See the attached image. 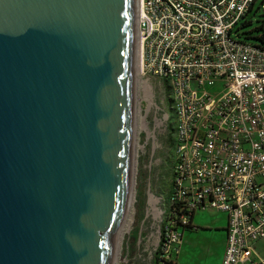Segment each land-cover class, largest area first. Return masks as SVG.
<instances>
[{
    "label": "water",
    "instance_id": "obj_1",
    "mask_svg": "<svg viewBox=\"0 0 264 264\" xmlns=\"http://www.w3.org/2000/svg\"><path fill=\"white\" fill-rule=\"evenodd\" d=\"M133 46V0H0V264H110Z\"/></svg>",
    "mask_w": 264,
    "mask_h": 264
},
{
    "label": "built area",
    "instance_id": "obj_2",
    "mask_svg": "<svg viewBox=\"0 0 264 264\" xmlns=\"http://www.w3.org/2000/svg\"><path fill=\"white\" fill-rule=\"evenodd\" d=\"M255 1L138 0L139 74L166 80L174 116L171 189L146 258L127 233L110 264H175L202 209L225 214L219 264H264V50L232 35Z\"/></svg>",
    "mask_w": 264,
    "mask_h": 264
},
{
    "label": "rangeland",
    "instance_id": "obj_3",
    "mask_svg": "<svg viewBox=\"0 0 264 264\" xmlns=\"http://www.w3.org/2000/svg\"><path fill=\"white\" fill-rule=\"evenodd\" d=\"M259 1H255L246 22L238 25L232 32L233 36L255 43L259 42L256 35L262 33L258 25L264 22V12L262 10H259L260 14L253 12ZM147 82L149 80L145 77H139L135 83V98H133L132 88V132H135V136L133 146L131 144L134 152L131 149L130 171L131 163H133V181L129 206L126 207L125 204L122 218L115 230L117 234H120L118 244L120 241L124 243L127 233H130L129 246L133 252L136 237L140 233L144 243L140 247L142 255H145L143 258H146V253L149 252L156 235L155 229L158 222L155 209H161L171 187L170 163L172 162L174 119L168 88L159 79H151L150 100L144 84ZM133 108L136 110L134 130ZM143 117L147 128L143 127ZM132 153H134L133 157ZM225 224V214L221 211L212 209L195 211L191 218L193 227L177 230L181 233V240L179 251L174 257L175 264H219L224 246ZM134 230L135 233H133ZM256 247L258 254L264 256V239L258 241Z\"/></svg>",
    "mask_w": 264,
    "mask_h": 264
},
{
    "label": "bare ground",
    "instance_id": "obj_4",
    "mask_svg": "<svg viewBox=\"0 0 264 264\" xmlns=\"http://www.w3.org/2000/svg\"><path fill=\"white\" fill-rule=\"evenodd\" d=\"M133 3H134V46H133L132 88H133V94H134L133 95V98H135V83L139 80V77H140L139 69H138V67H139V61H138V41H137V38H136V30H135L136 29L135 27H136V24H137V18H138V0H133ZM144 84H145V86H146V88L148 90V96H149L148 99L151 100V93H150V90H149L150 87H149L148 83H144ZM133 100H135V99H133ZM135 114H136V110L133 108V130H134V126H135L134 125L135 124V120H134ZM158 121H160V120H158ZM142 122H143V127L144 128H147V123H146V120H145L144 117L142 119ZM160 123H161V121H160ZM134 136H135V132H132V143H131L132 146L134 144ZM131 149L134 152L133 147ZM133 155H134V153H132V157H133ZM131 164H132L131 167L133 168V163H131ZM132 168H131V171H130V177H129L130 180L128 182V185L129 186H128V189H127L128 195H127V198H126L127 199L126 200V207L129 206L130 193H131V189H132V181H133V178H132L133 177L132 176ZM149 196L151 197V193H149ZM119 238H120V234H117V232H115V235H114V238H113L112 249H115L116 246L118 245ZM111 257H112V253H111Z\"/></svg>",
    "mask_w": 264,
    "mask_h": 264
},
{
    "label": "trees",
    "instance_id": "obj_5",
    "mask_svg": "<svg viewBox=\"0 0 264 264\" xmlns=\"http://www.w3.org/2000/svg\"><path fill=\"white\" fill-rule=\"evenodd\" d=\"M253 5L251 7L248 8V11L241 17V19L237 22V24L235 25L233 31L238 27V25H241V24H244L246 22V18L248 16V13L250 12V10L252 9ZM259 6H257L255 8V10L253 11L255 14H260L261 12L259 11ZM262 12H264V10H262ZM258 28H260L262 30V33L259 34V35H256V38L259 40L258 43H255V42H251L249 40H246V39H241V38H238V40L240 41H247V42H250L251 44H253L254 46H257L259 47L260 49H263L264 50V22L262 21L259 25H258ZM162 84H165L166 88H168V85H167V82L166 80H162ZM166 103V101H165ZM173 125H174V121H173ZM173 128V131H174V127L172 126ZM173 145H174V136H173ZM172 145V147H173ZM170 166L172 168L173 166V157H172V162L170 163ZM170 179H172V172L170 174ZM171 189V187H170ZM170 192V191H169ZM187 229H191V226H187ZM136 231L134 230L133 233H135ZM130 234V233H129Z\"/></svg>",
    "mask_w": 264,
    "mask_h": 264
}]
</instances>
